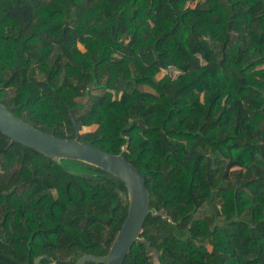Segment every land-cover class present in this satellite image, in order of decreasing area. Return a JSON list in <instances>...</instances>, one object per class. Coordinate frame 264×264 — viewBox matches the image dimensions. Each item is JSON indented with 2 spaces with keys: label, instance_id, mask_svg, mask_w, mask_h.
Returning <instances> with one entry per match:
<instances>
[{
  "label": "trees",
  "instance_id": "obj_1",
  "mask_svg": "<svg viewBox=\"0 0 264 264\" xmlns=\"http://www.w3.org/2000/svg\"><path fill=\"white\" fill-rule=\"evenodd\" d=\"M188 1L0 0V102L112 154L128 138L171 218L140 233L160 264H264V0ZM127 208L118 177L0 132V264L106 255ZM123 264L152 254L136 240Z\"/></svg>",
  "mask_w": 264,
  "mask_h": 264
},
{
  "label": "water",
  "instance_id": "obj_2",
  "mask_svg": "<svg viewBox=\"0 0 264 264\" xmlns=\"http://www.w3.org/2000/svg\"><path fill=\"white\" fill-rule=\"evenodd\" d=\"M70 119L75 131L79 134L82 124L79 123L73 112ZM0 132L7 136L11 142L32 148L48 158L60 162L61 159L78 160L85 164L100 168L121 179L127 191L128 208L127 214L118 230L106 255L97 256L84 254L73 264H85L92 261L103 264H123L131 245L139 240L145 245L146 252L152 254L153 264H160L161 251L156 246L140 236L146 216L149 212L153 215L167 216L164 209L151 211L149 209V192L144 179L139 171L124 159L122 153L127 149L129 140L121 147L117 154L109 153L89 142H81L77 138H60L44 132L15 116L4 104L0 102ZM41 256L34 259V264H39ZM50 264H59L52 261Z\"/></svg>",
  "mask_w": 264,
  "mask_h": 264
},
{
  "label": "rangeland",
  "instance_id": "obj_3",
  "mask_svg": "<svg viewBox=\"0 0 264 264\" xmlns=\"http://www.w3.org/2000/svg\"><path fill=\"white\" fill-rule=\"evenodd\" d=\"M195 3H196V0L188 1V2H187V5H188V6H194ZM76 53H77L78 58H81V59H82V58L86 57L83 48H82L80 45H78V44H77V46H76ZM166 73H168V74H170V75H172V76H175V75L177 74L176 71L169 70V71H163V72H161L160 75H164V74H166Z\"/></svg>",
  "mask_w": 264,
  "mask_h": 264
}]
</instances>
